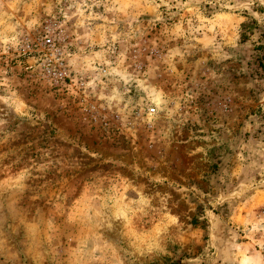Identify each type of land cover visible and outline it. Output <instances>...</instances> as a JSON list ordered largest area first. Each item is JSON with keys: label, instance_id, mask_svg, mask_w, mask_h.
<instances>
[{"label": "rangeland", "instance_id": "obj_1", "mask_svg": "<svg viewBox=\"0 0 264 264\" xmlns=\"http://www.w3.org/2000/svg\"><path fill=\"white\" fill-rule=\"evenodd\" d=\"M262 45L264 0H0V264H264Z\"/></svg>", "mask_w": 264, "mask_h": 264}, {"label": "built area", "instance_id": "obj_2", "mask_svg": "<svg viewBox=\"0 0 264 264\" xmlns=\"http://www.w3.org/2000/svg\"><path fill=\"white\" fill-rule=\"evenodd\" d=\"M42 42L48 47L52 45V39L49 36L43 38ZM36 62H38L37 67L40 75L49 81L58 82L67 76L66 67L63 59L60 58L59 50L49 52L43 59L39 58Z\"/></svg>", "mask_w": 264, "mask_h": 264}, {"label": "trees", "instance_id": "obj_3", "mask_svg": "<svg viewBox=\"0 0 264 264\" xmlns=\"http://www.w3.org/2000/svg\"><path fill=\"white\" fill-rule=\"evenodd\" d=\"M257 48H259V49H264V45H262V46H258ZM260 58H261V59H264V52H263V54L260 56Z\"/></svg>", "mask_w": 264, "mask_h": 264}]
</instances>
